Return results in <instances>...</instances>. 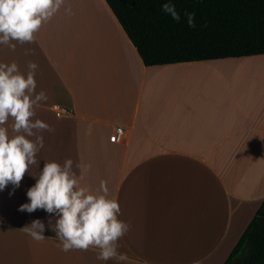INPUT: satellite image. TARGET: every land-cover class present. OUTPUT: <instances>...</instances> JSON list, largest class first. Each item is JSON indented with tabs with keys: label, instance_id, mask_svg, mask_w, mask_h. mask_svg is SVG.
<instances>
[{
	"label": "crops",
	"instance_id": "0c3cea01",
	"mask_svg": "<svg viewBox=\"0 0 264 264\" xmlns=\"http://www.w3.org/2000/svg\"><path fill=\"white\" fill-rule=\"evenodd\" d=\"M12 43L0 63L25 75L38 65L36 93L48 99L33 120L54 131L37 133L44 147L20 187L0 191V264H222L264 198V84L245 92L230 73L249 55L145 65L105 0H64L34 43ZM116 125L123 137L111 142ZM67 159L78 175L77 163L91 164L82 186L108 182L130 226L118 241L129 261L64 252L48 213L18 210L45 161ZM36 219L43 242L19 230Z\"/></svg>",
	"mask_w": 264,
	"mask_h": 264
},
{
	"label": "clouds",
	"instance_id": "9594fccd",
	"mask_svg": "<svg viewBox=\"0 0 264 264\" xmlns=\"http://www.w3.org/2000/svg\"><path fill=\"white\" fill-rule=\"evenodd\" d=\"M63 6L64 0H0V44L15 51L16 44L12 41L34 43L35 34ZM162 10L180 21L173 3H164ZM66 11L72 14L71 6ZM184 15L188 25L195 27V13L185 11ZM27 68L25 75L16 62L0 63V191L9 183L20 187L30 166L38 163L37 154L44 147V138L37 133L54 131L44 121L33 120L35 109L48 96L44 91L36 93L38 65L29 61ZM9 118L13 121L11 135L5 126ZM73 163L72 159L65 160L63 165L45 161L43 170L35 175L36 183L27 190L30 202L20 205L18 210L32 213L41 209L48 213V228L56 233L58 247L64 252L96 249L98 260L129 261L126 253L118 251V241L130 226L118 218L121 207L110 197L108 182L101 180L95 190L82 186L91 164L82 160L77 163L78 175ZM19 230L38 242L46 239L45 223L40 219Z\"/></svg>",
	"mask_w": 264,
	"mask_h": 264
},
{
	"label": "trees",
	"instance_id": "16d2710c",
	"mask_svg": "<svg viewBox=\"0 0 264 264\" xmlns=\"http://www.w3.org/2000/svg\"><path fill=\"white\" fill-rule=\"evenodd\" d=\"M105 1L145 65L264 53V0ZM169 2L179 22L162 10ZM222 264H264V198Z\"/></svg>",
	"mask_w": 264,
	"mask_h": 264
},
{
	"label": "rangeland",
	"instance_id": "374dc122",
	"mask_svg": "<svg viewBox=\"0 0 264 264\" xmlns=\"http://www.w3.org/2000/svg\"><path fill=\"white\" fill-rule=\"evenodd\" d=\"M248 57L249 58L240 61V63H233L231 67L233 71L229 72L231 73V78L240 84V89L242 91L252 93V89L249 91L250 86L255 85L259 87L264 84V66L260 65L264 63V61L255 59L258 55H249ZM254 62H258L259 64L253 66ZM234 65L236 66L234 67ZM238 65H240V67H237Z\"/></svg>",
	"mask_w": 264,
	"mask_h": 264
},
{
	"label": "built area",
	"instance_id": "2783aa9c",
	"mask_svg": "<svg viewBox=\"0 0 264 264\" xmlns=\"http://www.w3.org/2000/svg\"><path fill=\"white\" fill-rule=\"evenodd\" d=\"M62 112H67V108L64 106H58L55 108V113L60 114ZM123 128L120 125L114 126L113 130L108 135V140L111 142L119 141L123 137Z\"/></svg>",
	"mask_w": 264,
	"mask_h": 264
}]
</instances>
